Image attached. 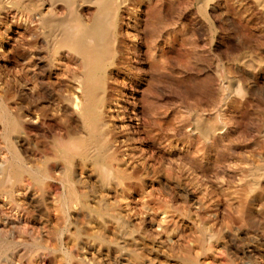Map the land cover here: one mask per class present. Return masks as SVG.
<instances>
[{"label": "bare ground", "instance_id": "obj_1", "mask_svg": "<svg viewBox=\"0 0 264 264\" xmlns=\"http://www.w3.org/2000/svg\"><path fill=\"white\" fill-rule=\"evenodd\" d=\"M150 1L0 0V264H264L261 148L246 157L236 188H222L231 210H207L218 198H199L182 184L152 199L156 219L148 213L138 222L129 207L134 183L170 186L161 178L149 183L145 162L137 168L124 125L138 103L124 65L139 62L142 47L140 35L130 46L121 27L140 25V7ZM198 1L205 10L217 6ZM237 6L239 16L264 23V0ZM250 78L239 96L255 88ZM131 91L117 115L113 100ZM193 126L208 137L225 125L195 117Z\"/></svg>", "mask_w": 264, "mask_h": 264}, {"label": "rangeland", "instance_id": "obj_2", "mask_svg": "<svg viewBox=\"0 0 264 264\" xmlns=\"http://www.w3.org/2000/svg\"><path fill=\"white\" fill-rule=\"evenodd\" d=\"M215 3L216 9L210 11L198 0H151L147 7H140V25L127 22L126 27H121L130 46L135 35L141 37V60L133 59L124 65V77L129 73V80L137 90V114L131 117L132 122L124 123L129 126V144L138 159L135 164L139 169L143 162L148 164L152 171L149 183L155 184L161 178L170 185L165 188L156 184L155 191L156 185L151 188L149 184L134 183L133 191L126 192L129 207L134 206V213L138 214V222L149 214L156 219L158 213L152 199L172 196L180 184L199 198L212 201L218 198L219 202L214 201L207 210H231L232 202L225 198L224 203L221 199L222 188L228 187L227 192L235 189L249 153L264 150V23L239 16L237 0H215ZM136 9L138 6L131 16ZM259 60L263 63L258 64ZM248 77L256 81V86L253 90L247 88L245 96H239V85H245ZM124 82L122 76L117 78L115 90L122 89ZM229 89L231 96L223 103V93ZM131 93L121 103L113 100L117 115L126 108ZM195 117L202 118L207 125L223 123L224 129L205 137L194 128ZM33 136L40 140L38 134ZM145 187L152 190L151 194ZM144 227L151 226L148 223ZM68 237L66 232L64 246L71 249L73 244Z\"/></svg>", "mask_w": 264, "mask_h": 264}]
</instances>
